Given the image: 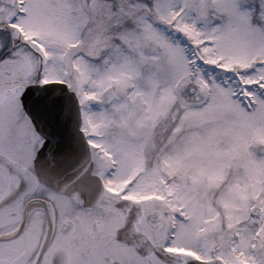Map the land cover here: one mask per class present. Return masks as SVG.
<instances>
[{
  "label": "snow or ice",
  "instance_id": "6c2138e0",
  "mask_svg": "<svg viewBox=\"0 0 264 264\" xmlns=\"http://www.w3.org/2000/svg\"><path fill=\"white\" fill-rule=\"evenodd\" d=\"M0 264H264V0H0Z\"/></svg>",
  "mask_w": 264,
  "mask_h": 264
}]
</instances>
